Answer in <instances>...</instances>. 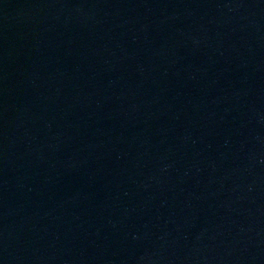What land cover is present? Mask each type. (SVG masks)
Returning a JSON list of instances; mask_svg holds the SVG:
<instances>
[{
	"label": "water",
	"instance_id": "1",
	"mask_svg": "<svg viewBox=\"0 0 264 264\" xmlns=\"http://www.w3.org/2000/svg\"><path fill=\"white\" fill-rule=\"evenodd\" d=\"M0 264H264V0H0Z\"/></svg>",
	"mask_w": 264,
	"mask_h": 264
}]
</instances>
